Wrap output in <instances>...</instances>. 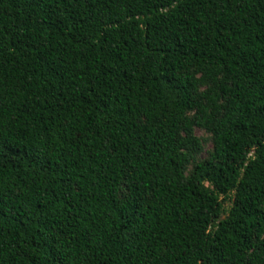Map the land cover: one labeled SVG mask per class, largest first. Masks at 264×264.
<instances>
[{
  "label": "trees",
  "instance_id": "trees-1",
  "mask_svg": "<svg viewBox=\"0 0 264 264\" xmlns=\"http://www.w3.org/2000/svg\"><path fill=\"white\" fill-rule=\"evenodd\" d=\"M0 264H264V0H0Z\"/></svg>",
  "mask_w": 264,
  "mask_h": 264
},
{
  "label": "rangeland",
  "instance_id": "rangeland-1",
  "mask_svg": "<svg viewBox=\"0 0 264 264\" xmlns=\"http://www.w3.org/2000/svg\"><path fill=\"white\" fill-rule=\"evenodd\" d=\"M196 135L198 137H201L205 140V150L204 152L199 156V159H205L208 155V153L211 151L212 149V141H211V136L207 133H205L202 130L197 129L196 130ZM227 206H229V204H226Z\"/></svg>",
  "mask_w": 264,
  "mask_h": 264
}]
</instances>
